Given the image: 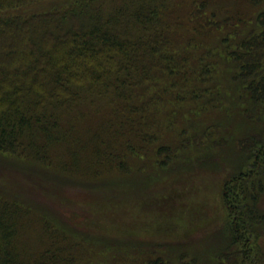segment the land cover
Returning <instances> with one entry per match:
<instances>
[{
    "label": "trees",
    "instance_id": "trees-1",
    "mask_svg": "<svg viewBox=\"0 0 264 264\" xmlns=\"http://www.w3.org/2000/svg\"><path fill=\"white\" fill-rule=\"evenodd\" d=\"M39 1L0 0V153L34 163L51 181L103 186L140 176L149 155L180 172L228 167L225 218L214 244L193 248L129 238L127 230L89 236L35 205L43 248L23 253L15 246L23 211L0 199V264H75L84 249L96 264H264V0H245V10L235 0H187L180 15L165 0H112L105 10L100 0H74L25 11ZM163 99L192 106L158 114ZM93 112L86 137L75 136L77 121ZM202 112L211 117L196 123ZM212 128L220 132L213 142ZM163 130L177 135L159 142L153 135ZM191 146L197 154L180 158ZM58 147L67 153L62 163L51 158ZM214 147L227 151V164L218 165ZM56 169L65 176H53ZM42 185L51 196L53 184Z\"/></svg>",
    "mask_w": 264,
    "mask_h": 264
},
{
    "label": "rangeland",
    "instance_id": "rangeland-1",
    "mask_svg": "<svg viewBox=\"0 0 264 264\" xmlns=\"http://www.w3.org/2000/svg\"><path fill=\"white\" fill-rule=\"evenodd\" d=\"M72 1L74 0H40L34 2L36 4L26 6L25 11L33 13L48 10ZM111 1L100 0L98 4L105 10L110 6ZM165 1L173 10L179 12V15L188 9L189 2L187 0ZM235 2H238L239 7L243 10L249 8V4L245 0H235ZM159 103L161 105L158 107V114L179 108L185 110L192 106L191 102L181 105L173 101L166 105L165 99ZM106 109L105 107L103 111ZM95 113L97 112L89 114L82 123L77 121L80 134H74L75 136L86 137V134L81 133H84L86 126L96 123L98 119L93 117ZM204 117L209 118L211 114L200 113L195 119L196 123H201ZM165 118H161L163 121H160L165 122ZM177 118L178 115H175L172 120L176 128L182 125V119ZM209 132L207 138L209 137L211 142H213L212 139L218 138L220 135L219 128H212ZM74 135L72 134L71 138L80 141ZM155 135L157 141L160 142L177 134L170 130H163V134H154L153 136ZM62 147H58L52 152L53 162L62 163L60 157L67 156ZM216 149L214 147L211 151L214 152L215 160L219 157H216L215 153H219L221 156L218 165L227 164L230 155L225 149L218 151ZM192 150L193 146L177 151V154L180 158L185 155L192 157L194 153L197 154L198 147ZM152 156L149 155L146 158L147 167L143 169L140 176H126L129 181L103 186L96 181L90 185L76 182L77 180L51 181L35 167L34 163L22 161L14 155L5 156L0 153V199H10L17 203L24 214L17 224L19 227L15 238L17 250L24 253L23 246L29 252L43 248V245H40L39 237L41 224L36 219L40 210L34 209L35 205L39 206V209L50 212L53 210L57 215V220L61 219L71 226L79 225L81 228H77V230H82L89 236L98 235L95 233L98 231H100L99 235L123 236L124 230H127L129 238L151 239L157 243L177 239L179 244H186L185 241H189L187 243H190L193 248L196 245L202 248L207 244H214L225 218L221 203V190L229 168L180 172L178 167L176 170L173 166V169L168 168L167 170L155 163H149ZM176 163L177 161H175ZM237 165L239 166V162ZM213 168H217V164L213 165ZM103 174L105 175L106 172ZM52 175L64 177L65 172L56 169ZM105 176L112 179L119 178V175L116 174ZM72 177L87 181L94 180L92 176L81 175L78 172H75ZM42 184H48V188H50V184H53L55 189L52 187L49 189L51 196L45 194L43 189H39L44 186ZM108 193L115 194L111 201L104 199V197H108ZM261 206L264 209V194L261 198ZM259 242L263 244L264 248V235ZM37 247L38 249H36ZM83 248L78 246L79 250ZM95 257L97 258V255L93 251L84 249L79 253L75 264H96Z\"/></svg>",
    "mask_w": 264,
    "mask_h": 264
}]
</instances>
